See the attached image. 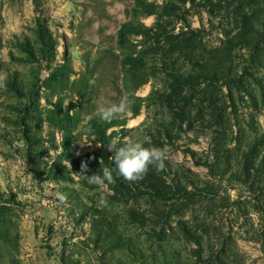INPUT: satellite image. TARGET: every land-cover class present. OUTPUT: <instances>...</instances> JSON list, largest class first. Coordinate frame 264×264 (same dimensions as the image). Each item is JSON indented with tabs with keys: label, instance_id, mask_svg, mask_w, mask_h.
Instances as JSON below:
<instances>
[{
	"label": "rangeland",
	"instance_id": "1",
	"mask_svg": "<svg viewBox=\"0 0 264 264\" xmlns=\"http://www.w3.org/2000/svg\"><path fill=\"white\" fill-rule=\"evenodd\" d=\"M0 72V264H264V0H0Z\"/></svg>",
	"mask_w": 264,
	"mask_h": 264
},
{
	"label": "clouds",
	"instance_id": "2",
	"mask_svg": "<svg viewBox=\"0 0 264 264\" xmlns=\"http://www.w3.org/2000/svg\"><path fill=\"white\" fill-rule=\"evenodd\" d=\"M7 79L8 74L0 72V89L6 88ZM133 103V99L127 96L121 97L118 102L101 108L100 118L109 122L113 118L130 111ZM107 147L113 153L110 158L114 162V167L105 166L101 169V174L87 175L89 171L87 161H81L80 172L75 174L87 184L97 186L102 192L108 184H115L114 172L125 181L137 182L144 178L149 166H154L157 171H162L166 168L168 153L164 148L156 146L146 147L143 141H132L129 138H124L123 141L119 138H114L107 144ZM107 203L106 196L101 194L98 206L106 207Z\"/></svg>",
	"mask_w": 264,
	"mask_h": 264
},
{
	"label": "trees",
	"instance_id": "3",
	"mask_svg": "<svg viewBox=\"0 0 264 264\" xmlns=\"http://www.w3.org/2000/svg\"><path fill=\"white\" fill-rule=\"evenodd\" d=\"M36 29H37V30H36V33H37L39 39H40L42 42L46 43V40L49 39V36L46 34V30H44V27L39 23V24L37 25V28H36ZM22 46H23V48H24L25 50H28V49L30 50V48H29V46H28V43H25V44H23ZM91 124L94 125L95 127H98V126H97V120H96V118L93 119V120L91 121Z\"/></svg>",
	"mask_w": 264,
	"mask_h": 264
}]
</instances>
